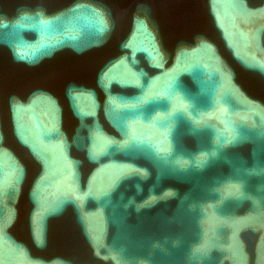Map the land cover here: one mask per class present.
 Segmentation results:
<instances>
[{"label": "water", "instance_id": "95a60500", "mask_svg": "<svg viewBox=\"0 0 264 264\" xmlns=\"http://www.w3.org/2000/svg\"><path fill=\"white\" fill-rule=\"evenodd\" d=\"M0 264H208L146 231L0 128Z\"/></svg>", "mask_w": 264, "mask_h": 264}]
</instances>
